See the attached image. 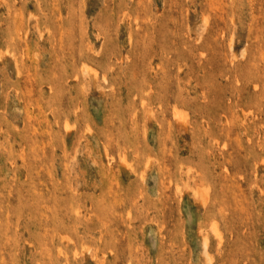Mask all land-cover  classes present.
I'll list each match as a JSON object with an SVG mask.
<instances>
[{
  "label": "rangeland",
  "instance_id": "rangeland-1",
  "mask_svg": "<svg viewBox=\"0 0 264 264\" xmlns=\"http://www.w3.org/2000/svg\"><path fill=\"white\" fill-rule=\"evenodd\" d=\"M0 264H264V0H0Z\"/></svg>",
  "mask_w": 264,
  "mask_h": 264
},
{
  "label": "bare ground",
  "instance_id": "bare-ground-1",
  "mask_svg": "<svg viewBox=\"0 0 264 264\" xmlns=\"http://www.w3.org/2000/svg\"><path fill=\"white\" fill-rule=\"evenodd\" d=\"M180 109V108H179ZM175 110H177V108L176 109H174V112H175ZM178 112V111H177ZM176 114V113H175ZM178 115H179V113H178ZM207 237V236H206ZM205 236L203 237V239H202V241H203V245H204V248L205 249H207V247H208V239L206 238Z\"/></svg>",
  "mask_w": 264,
  "mask_h": 264
}]
</instances>
